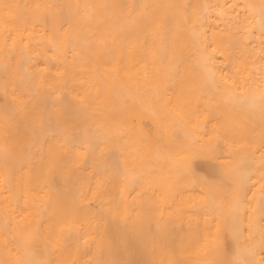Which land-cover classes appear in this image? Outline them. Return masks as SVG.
<instances>
[{"label":"bare ground","instance_id":"bare-ground-1","mask_svg":"<svg viewBox=\"0 0 264 264\" xmlns=\"http://www.w3.org/2000/svg\"><path fill=\"white\" fill-rule=\"evenodd\" d=\"M0 264H264V0H0Z\"/></svg>","mask_w":264,"mask_h":264}]
</instances>
